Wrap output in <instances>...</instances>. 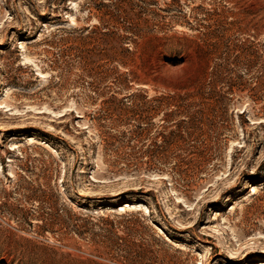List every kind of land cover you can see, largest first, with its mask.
I'll list each match as a JSON object with an SVG mask.
<instances>
[{
  "label": "rangeland",
  "instance_id": "1",
  "mask_svg": "<svg viewBox=\"0 0 264 264\" xmlns=\"http://www.w3.org/2000/svg\"><path fill=\"white\" fill-rule=\"evenodd\" d=\"M0 264H264V0H0Z\"/></svg>",
  "mask_w": 264,
  "mask_h": 264
},
{
  "label": "bare ground",
  "instance_id": "2",
  "mask_svg": "<svg viewBox=\"0 0 264 264\" xmlns=\"http://www.w3.org/2000/svg\"><path fill=\"white\" fill-rule=\"evenodd\" d=\"M252 192H255V191L252 190ZM124 209H136V210H139V209H147V207L142 205V204H135V205L125 204V205L122 206V208L120 210H124Z\"/></svg>",
  "mask_w": 264,
  "mask_h": 264
},
{
  "label": "trees",
  "instance_id": "3",
  "mask_svg": "<svg viewBox=\"0 0 264 264\" xmlns=\"http://www.w3.org/2000/svg\"><path fill=\"white\" fill-rule=\"evenodd\" d=\"M93 30H95V29H93ZM95 32V31H94Z\"/></svg>",
  "mask_w": 264,
  "mask_h": 264
}]
</instances>
